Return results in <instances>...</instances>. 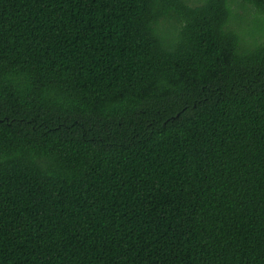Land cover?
Wrapping results in <instances>:
<instances>
[{
	"label": "trees",
	"instance_id": "obj_1",
	"mask_svg": "<svg viewBox=\"0 0 264 264\" xmlns=\"http://www.w3.org/2000/svg\"><path fill=\"white\" fill-rule=\"evenodd\" d=\"M0 264H264V0H0Z\"/></svg>",
	"mask_w": 264,
	"mask_h": 264
}]
</instances>
